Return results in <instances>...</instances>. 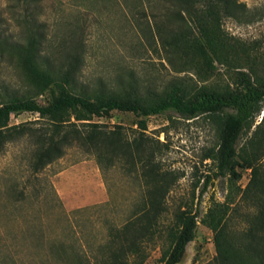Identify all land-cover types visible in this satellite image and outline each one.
<instances>
[{"label": "rangeland", "instance_id": "obj_1", "mask_svg": "<svg viewBox=\"0 0 264 264\" xmlns=\"http://www.w3.org/2000/svg\"><path fill=\"white\" fill-rule=\"evenodd\" d=\"M238 1L252 9L264 5V0ZM72 4L56 13L47 8V15L48 52L57 53L51 56L59 67V73L52 76L55 82L70 68L69 58L59 55L60 42L71 37L81 45V61L73 83L67 86L73 94L91 99L132 95L149 104L175 86L186 98L201 91L241 90L238 72L264 83V18L252 24L224 19L227 40L249 46L251 59L229 57L208 65L191 52L161 48L153 38L155 23H167L159 5L145 14L132 15L126 7L133 5L132 0H75ZM4 5L0 0V12ZM68 45L72 51L73 45ZM52 90H56L54 85L44 87L33 81L15 62L0 67V105L15 98L45 105ZM261 106L238 148L257 150L264 169V101ZM137 120L131 113L114 111L108 118H93L92 122L121 125L129 138H134L139 134ZM146 123L145 134L162 143L161 166L174 174L176 182L167 197L159 233L144 245L146 257L141 264H163L182 214L198 213L200 220L213 203L229 204L224 236L241 243L257 213L255 195L242 197L250 170L238 168L241 177L237 181L215 177V163L207 156L217 146V123L205 116L186 120L172 112L151 116ZM19 124L39 127L48 123L37 114L24 113L9 121L10 126ZM249 141L256 146L254 150ZM32 153L26 139L7 144L0 153V264H95L109 230L121 226L140 202L139 181L118 167L101 171L96 160L78 148L68 149L61 159L33 173ZM206 176L212 180L200 197ZM213 236L198 223L195 239L179 264H217Z\"/></svg>", "mask_w": 264, "mask_h": 264}, {"label": "trees", "instance_id": "obj_2", "mask_svg": "<svg viewBox=\"0 0 264 264\" xmlns=\"http://www.w3.org/2000/svg\"><path fill=\"white\" fill-rule=\"evenodd\" d=\"M3 1L0 67L15 62L33 81L44 87L54 85L56 90L51 91L50 101L45 105L20 98L0 105V153L7 144L26 139L33 147L31 170L38 173L61 159L68 149L78 148L91 155L101 171L118 167L142 187L140 202L121 226L109 230L95 264H132L136 259L139 260L135 264H141L146 257L144 245L159 233L166 200L176 177L161 166L158 158L162 143L145 134L146 119L171 112L186 120L205 116L217 123V146L207 156L215 163V177L237 181L241 177L238 168L250 170L242 197L251 199L255 195L257 213L250 220L241 243H234L223 232L229 209L227 202L213 203L200 220L198 213L184 212L163 264L181 262L188 244L195 239L198 223L214 233L217 264H264V169L251 141L248 143L254 151L246 146L238 148L240 138L262 111L264 83L256 82L246 72H238L241 90L201 91L186 98L175 86L165 97L149 104L132 95H97L93 99L76 95L67 86L73 83L75 69L81 61V45L71 37L68 42L67 39L60 42L59 55L69 58L70 68L55 82L52 76L59 73V67L51 56L57 53L48 52L50 21L47 15V8L56 13L67 4L74 5L75 0L71 3V0ZM132 4L126 6L131 14H145L147 9L153 11L159 5L167 25L155 23L153 38L163 50L191 52L208 65L212 61H227L229 57L239 61L251 59L249 46L227 40L222 29L224 19L252 24L264 18V5L252 9L238 0H132ZM69 42L73 45L72 51L67 49ZM114 111L131 113L138 119V136L129 138L121 125L92 122L93 118H108ZM24 113L37 114L47 121V126L9 125L12 116ZM211 180L206 176L200 197Z\"/></svg>", "mask_w": 264, "mask_h": 264}]
</instances>
